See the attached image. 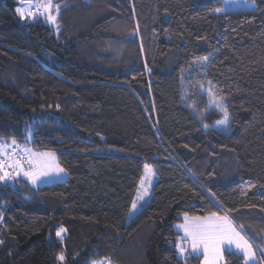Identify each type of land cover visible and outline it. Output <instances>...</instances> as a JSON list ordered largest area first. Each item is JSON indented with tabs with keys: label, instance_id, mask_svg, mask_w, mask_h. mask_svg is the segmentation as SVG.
Masks as SVG:
<instances>
[{
	"label": "trees",
	"instance_id": "1",
	"mask_svg": "<svg viewBox=\"0 0 264 264\" xmlns=\"http://www.w3.org/2000/svg\"><path fill=\"white\" fill-rule=\"evenodd\" d=\"M17 1L0 0V139L55 151L68 174L0 184V264H201L178 258L184 213L227 212L264 253V0H53L55 29ZM209 80L228 133L203 127L219 119ZM145 163L151 198L127 223Z\"/></svg>",
	"mask_w": 264,
	"mask_h": 264
},
{
	"label": "snow or ice",
	"instance_id": "2",
	"mask_svg": "<svg viewBox=\"0 0 264 264\" xmlns=\"http://www.w3.org/2000/svg\"><path fill=\"white\" fill-rule=\"evenodd\" d=\"M237 2L238 0H225L228 5ZM243 3L245 6L249 4L255 6V0H243ZM60 7V5L53 4V0H46V2L39 5L37 11H30L28 15L31 19L46 15L47 22L55 24L57 17L51 13L55 9L58 14ZM16 11L23 19V9L17 8ZM214 11L225 13L226 9L216 8ZM137 31L138 26L130 35H135ZM208 60V56L196 58L192 69L199 68L200 71H203L207 67ZM208 84L210 86L208 89H204L201 85V93L208 98L206 111L215 110L222 113V118L215 123L219 128L231 131L230 113L226 103L227 97L214 89L212 81L209 80ZM59 107L57 105V108ZM197 115L203 118V113L197 112ZM203 127L206 132L209 130V125L204 124ZM32 136L33 132L30 130L26 136V141H31ZM67 174V169L61 167L55 151L37 152L26 144L19 145L15 138H12L10 142L0 139V184L15 183L23 177L30 184L37 185L39 183L60 181ZM154 176L153 166L145 163L144 175L141 176L137 195L131 203L130 216L142 207L141 201H144L150 195ZM209 191L211 192V190ZM211 195L215 197V193H211ZM183 221L182 224L176 225L177 230L183 234L175 245L180 256L194 257L202 254L204 256L203 264H226L224 252L228 251L231 255L243 256L244 264H253L256 261V251L249 239L243 234V225H237L227 212L224 215L218 212H210L204 216H189L188 213H184ZM64 231L63 228L58 230L57 237L62 239ZM58 259L63 261L64 255L61 253ZM93 264H96V262H93ZM108 264H111V262L108 261Z\"/></svg>",
	"mask_w": 264,
	"mask_h": 264
},
{
	"label": "rangeland",
	"instance_id": "3",
	"mask_svg": "<svg viewBox=\"0 0 264 264\" xmlns=\"http://www.w3.org/2000/svg\"><path fill=\"white\" fill-rule=\"evenodd\" d=\"M18 2V5L14 8V10H15V13H16V15L22 20V21H27V22H35V21H37V20H40V21H42L44 24H46L47 26H49L50 28H52V29H55L56 28V26H57V23H55V24H51V23H48L47 22V17H46V15H43V16H38L36 19H31L30 17H29V15H28V13L30 12V11H33V12H35V11H37V9H38V7H39V5L41 4V3H44V2H46V0H18L17 1ZM53 4H56L55 2H53ZM17 8H21V9H23V11H24V18L22 19L21 18V16H20V14L19 13H17V11H16V9ZM221 8H225L226 9V11H225V13H227V12H236V11H241V10H253V9H255L256 8V5L253 7V6H251V4H249V5H247V6H245L244 5V3H243V0H238V2L236 3V4H233V5H228L227 3H225V0H223V3H222V6H221ZM217 13V12H216ZM52 15H54V16H56L57 17V12L55 11V9H53L52 10V13H51ZM217 14H223V13H217ZM208 99V98H207ZM211 112H215L216 114H218L219 115V119H221L222 118V113H219V112H216L215 110H213V111H211ZM218 119V120H219ZM209 129H214V130H217V131H220V132H223V133H228V131L227 130H224V129H222V128H219L217 125H216V123L214 122L211 126H209ZM32 149V148H31ZM34 151H37V152H42V151H48V150H36V149H33ZM145 165V164H144ZM142 175H144V166H143V170H142ZM141 175V176H142ZM67 179V175L66 176H64L63 178H62V180H60V181H57V182H63V181H65ZM140 179H141V177H140ZM140 179H139V182H138V185H139V183H140ZM155 181H156V179H155V176H154V178H153V186H154V184H155ZM52 183H56V182H50V183H39V184H37V185H33V186H43V185H49V184H52ZM32 185V184H31ZM138 185H137V188H138ZM153 186H152V188H153ZM137 188H136V192H135V196H134V198L136 197V195H137ZM151 194H152V190H151V192H150V195L148 196V197H146L145 198V200L144 201H141V204H142V207H140L139 209H138V211H135L134 213H132V215L130 216L129 214H128V216H127V223H129L133 218H135L137 215H138V213L148 204V202L150 201V198H151ZM131 209V208H130ZM184 221H183V217H181V219L179 220V221H177L175 224H174V229H175V231L176 232H178L179 230H177V228H176V225H178V224H182ZM178 234H179V238L181 237V235H180V233L178 232ZM259 248V247H258ZM254 249H255V251H256V259L258 260H261L260 259V255H261V253L263 252L260 248L259 249H257L255 246H254ZM226 252V251H225ZM224 252V253H225ZM228 252V251H227ZM178 255V258H180V259H183L184 258V256H180L179 255V253L177 254ZM238 255V254H237ZM239 256H241V255H239ZM242 257V263L244 264V258H243V256H241ZM256 260V261H257ZM253 262V264H257V262ZM260 262V261H259ZM93 264V263H92ZM96 264H108V261L107 260H99V261H96ZM112 264V263H111ZM201 264H203V260H202V262H201Z\"/></svg>",
	"mask_w": 264,
	"mask_h": 264
},
{
	"label": "crops",
	"instance_id": "4",
	"mask_svg": "<svg viewBox=\"0 0 264 264\" xmlns=\"http://www.w3.org/2000/svg\"><path fill=\"white\" fill-rule=\"evenodd\" d=\"M6 142V141H5ZM8 142H10V141H8ZM29 147V146H28ZM30 148V147H29ZM10 171H11V169H9ZM221 215H224V214H221ZM183 217V216H182ZM179 233H180V235L182 234L180 231H178ZM177 232V233H178ZM183 235V234H182ZM181 235V236H182ZM250 241V240H249ZM251 242V241H250ZM252 243V242H251ZM253 245V244H252ZM253 247H254V245H253ZM176 251H177V254H178V250H177V248H176ZM186 256H188V255H185L184 257H186ZM199 257H201V262H202V260H204V256L201 254V255H198ZM260 259H261V257H260ZM257 260V259H256ZM260 261V262H259ZM256 262H258V264H264V262L262 261V259L261 260H257Z\"/></svg>",
	"mask_w": 264,
	"mask_h": 264
}]
</instances>
